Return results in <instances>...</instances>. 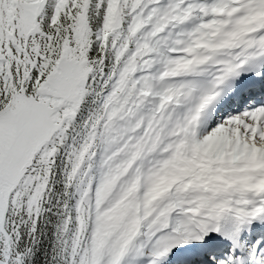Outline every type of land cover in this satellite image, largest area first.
I'll use <instances>...</instances> for the list:
<instances>
[{
  "label": "snow or ice",
  "instance_id": "6c2138e0",
  "mask_svg": "<svg viewBox=\"0 0 264 264\" xmlns=\"http://www.w3.org/2000/svg\"><path fill=\"white\" fill-rule=\"evenodd\" d=\"M264 264V0H0V264Z\"/></svg>",
  "mask_w": 264,
  "mask_h": 264
},
{
  "label": "trees",
  "instance_id": "16d2710c",
  "mask_svg": "<svg viewBox=\"0 0 264 264\" xmlns=\"http://www.w3.org/2000/svg\"><path fill=\"white\" fill-rule=\"evenodd\" d=\"M46 251H47V249L42 246L41 252L37 253V260L34 261V264H47L46 256L41 255V253H45Z\"/></svg>",
  "mask_w": 264,
  "mask_h": 264
}]
</instances>
